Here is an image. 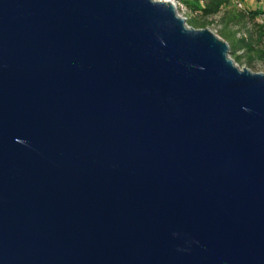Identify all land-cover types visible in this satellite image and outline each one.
<instances>
[{
    "label": "water",
    "instance_id": "1",
    "mask_svg": "<svg viewBox=\"0 0 264 264\" xmlns=\"http://www.w3.org/2000/svg\"><path fill=\"white\" fill-rule=\"evenodd\" d=\"M0 264H264V73L155 0H0Z\"/></svg>",
    "mask_w": 264,
    "mask_h": 264
},
{
    "label": "trees",
    "instance_id": "2",
    "mask_svg": "<svg viewBox=\"0 0 264 264\" xmlns=\"http://www.w3.org/2000/svg\"><path fill=\"white\" fill-rule=\"evenodd\" d=\"M254 1V8L246 7V0H181L180 3L190 27L219 26V36L229 44L232 59L250 68L264 65V0ZM242 30L245 33L238 36Z\"/></svg>",
    "mask_w": 264,
    "mask_h": 264
},
{
    "label": "rangeland",
    "instance_id": "3",
    "mask_svg": "<svg viewBox=\"0 0 264 264\" xmlns=\"http://www.w3.org/2000/svg\"><path fill=\"white\" fill-rule=\"evenodd\" d=\"M245 6L248 7V8H254V7H255V1H254V0H246ZM177 12H178L179 15H181L182 17H185V18H186L187 15H186L185 12L183 11V9L179 8V9H177ZM217 18H218V17H215L214 19H217ZM257 21H258L259 23L261 22L259 18L257 19ZM208 29H210V30L213 31L216 35L219 36V30H220V27H219V26H217V25H213V26H210ZM244 33H245V31L242 30V31L239 32L238 36H240V35H242V34H244ZM230 56H231V55H230ZM231 58H232V57H231ZM236 64H237V63H236ZM237 66H238L239 68H247V69L251 70V71L254 72V73H264V65H261V64L255 66V67H250V68H248V67L245 66V65H241V66H240L239 64H237Z\"/></svg>",
    "mask_w": 264,
    "mask_h": 264
},
{
    "label": "built area",
    "instance_id": "4",
    "mask_svg": "<svg viewBox=\"0 0 264 264\" xmlns=\"http://www.w3.org/2000/svg\"><path fill=\"white\" fill-rule=\"evenodd\" d=\"M155 1H170L171 3H173L176 7V9L181 8L182 9V5L180 3L181 0H155ZM181 16V15H180ZM182 17V16H181ZM185 18V17H182ZM186 19V18H185Z\"/></svg>",
    "mask_w": 264,
    "mask_h": 264
}]
</instances>
